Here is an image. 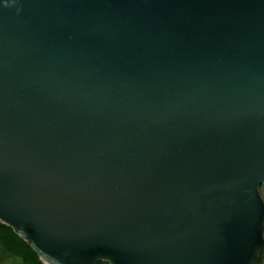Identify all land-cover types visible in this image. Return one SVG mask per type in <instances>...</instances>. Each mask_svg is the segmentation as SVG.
<instances>
[{
	"label": "water",
	"instance_id": "water-1",
	"mask_svg": "<svg viewBox=\"0 0 264 264\" xmlns=\"http://www.w3.org/2000/svg\"><path fill=\"white\" fill-rule=\"evenodd\" d=\"M264 0H0V222L43 264H260Z\"/></svg>",
	"mask_w": 264,
	"mask_h": 264
},
{
	"label": "trees",
	"instance_id": "trees-1",
	"mask_svg": "<svg viewBox=\"0 0 264 264\" xmlns=\"http://www.w3.org/2000/svg\"><path fill=\"white\" fill-rule=\"evenodd\" d=\"M262 199L264 201V197ZM9 261H17V264H43L32 249L10 227L0 222V264ZM98 264L109 263L102 261Z\"/></svg>",
	"mask_w": 264,
	"mask_h": 264
},
{
	"label": "rangeland",
	"instance_id": "rangeland-1",
	"mask_svg": "<svg viewBox=\"0 0 264 264\" xmlns=\"http://www.w3.org/2000/svg\"><path fill=\"white\" fill-rule=\"evenodd\" d=\"M259 190H260L261 196L264 197V189L263 188H260ZM4 264H17V261H12V262L9 261V262L4 263Z\"/></svg>",
	"mask_w": 264,
	"mask_h": 264
},
{
	"label": "flooded vegetation",
	"instance_id": "flooded-vegetation-1",
	"mask_svg": "<svg viewBox=\"0 0 264 264\" xmlns=\"http://www.w3.org/2000/svg\"><path fill=\"white\" fill-rule=\"evenodd\" d=\"M260 264H264V250H263V252H262V256H261Z\"/></svg>",
	"mask_w": 264,
	"mask_h": 264
}]
</instances>
